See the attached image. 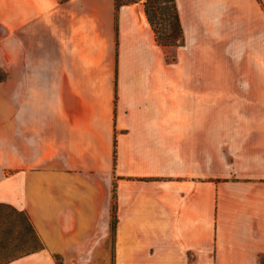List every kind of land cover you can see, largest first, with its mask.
<instances>
[{"label":"crops","instance_id":"obj_1","mask_svg":"<svg viewBox=\"0 0 264 264\" xmlns=\"http://www.w3.org/2000/svg\"><path fill=\"white\" fill-rule=\"evenodd\" d=\"M0 24V202L43 243L5 264H260L264 80L167 62L142 3L0 0Z\"/></svg>","mask_w":264,"mask_h":264},{"label":"rangeland","instance_id":"obj_2","mask_svg":"<svg viewBox=\"0 0 264 264\" xmlns=\"http://www.w3.org/2000/svg\"><path fill=\"white\" fill-rule=\"evenodd\" d=\"M250 2L246 6L249 20L245 24L228 23L225 16L230 10L225 9L213 17V23H190L177 0L186 40L182 47H167V62L182 63L194 72L202 70L204 75L206 70L209 75L212 69L214 79L264 80V0ZM254 28L260 31L254 32ZM6 91L12 94V87ZM10 110L9 107L6 111Z\"/></svg>","mask_w":264,"mask_h":264},{"label":"trees","instance_id":"obj_3","mask_svg":"<svg viewBox=\"0 0 264 264\" xmlns=\"http://www.w3.org/2000/svg\"><path fill=\"white\" fill-rule=\"evenodd\" d=\"M135 3L144 5L148 20L160 44L177 48L185 45V31L177 0H117V7ZM4 33L5 29L0 24V39ZM7 77L8 73L0 66V82L5 81ZM114 154L116 157V148ZM42 248L43 243L27 213L12 204L0 202V264ZM259 262L264 264L263 255L260 256Z\"/></svg>","mask_w":264,"mask_h":264},{"label":"bare ground","instance_id":"obj_4","mask_svg":"<svg viewBox=\"0 0 264 264\" xmlns=\"http://www.w3.org/2000/svg\"><path fill=\"white\" fill-rule=\"evenodd\" d=\"M184 10L186 11L187 15L189 16L190 14V8L188 5H184Z\"/></svg>","mask_w":264,"mask_h":264}]
</instances>
